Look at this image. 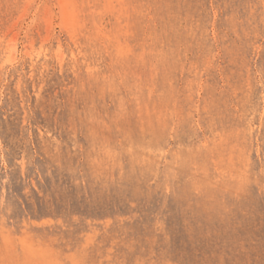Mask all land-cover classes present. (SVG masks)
I'll return each mask as SVG.
<instances>
[{"label":"rangeland","instance_id":"1","mask_svg":"<svg viewBox=\"0 0 264 264\" xmlns=\"http://www.w3.org/2000/svg\"><path fill=\"white\" fill-rule=\"evenodd\" d=\"M0 264H264V0H0Z\"/></svg>","mask_w":264,"mask_h":264}]
</instances>
